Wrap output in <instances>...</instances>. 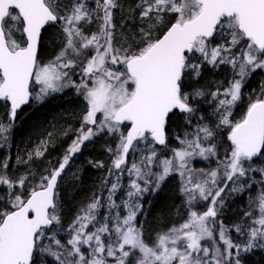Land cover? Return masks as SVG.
Wrapping results in <instances>:
<instances>
[{
	"label": "snow or ice",
	"instance_id": "obj_1",
	"mask_svg": "<svg viewBox=\"0 0 264 264\" xmlns=\"http://www.w3.org/2000/svg\"><path fill=\"white\" fill-rule=\"evenodd\" d=\"M117 8H123L120 0H96L95 8L85 0H72L71 6L60 0H0V100L10 102V120L33 99L29 87L32 78L40 86L34 97L38 102L51 93L74 87L86 103L81 127L59 166L41 176L26 199L22 194L15 195L9 201L11 206L0 211V264H35L38 245L46 231L61 225L58 185L63 174L85 142L104 133L118 137L115 149H107L113 154L109 176L124 171L130 152L147 153L127 168V199L119 205L113 199L121 187L120 176L116 175L107 187L108 196H94L69 225L70 248L53 235V243L63 251H54L51 244L40 251L59 264H108L106 257H113L114 264H243L240 253L264 249V191L257 198L260 215L251 225L233 226L239 235L247 236L245 244L234 243L228 227L223 221L217 225L216 218L227 195L241 193L250 186L249 173L253 169L246 162L264 152V86L248 104L241 120L233 123L229 119L233 106L243 96L245 81L264 69V0H139L128 17L135 20L134 13L139 11L142 25L139 38L134 33L131 43L117 32ZM173 16L174 22L165 19ZM93 18L98 30L86 35L83 26L90 25ZM145 21L151 23L145 27ZM58 22L61 29L55 39L62 46L50 61L41 63L38 49L42 29ZM169 24L162 36L153 35L158 26ZM17 33L24 37L23 41L16 39ZM217 37L220 43L211 46ZM205 63L213 67L230 65L233 70L229 86L223 92L218 88L210 93L214 100L218 99L217 127L230 129L227 138L231 151L225 153L216 169L202 172L201 178L194 181L192 169L186 165L193 155L205 159L217 155L216 144L202 146L203 141L215 138L213 129L197 126L194 139L182 140L183 147L172 149L173 156L159 159L158 164L154 145H166V119L174 109L187 114L196 111L189 103L192 97L182 92V86L184 76L199 77ZM76 69L81 74L79 83L72 79ZM204 95L202 90L195 92L196 97ZM125 122L130 124L126 134L121 130ZM11 127V123L0 122V140L5 143ZM53 135L49 132L28 153L27 160L17 157L18 161L27 164L34 157H42ZM141 144L143 149H139ZM94 166L103 167L102 163ZM153 166L160 171L153 172ZM177 171L182 177L187 173L181 192L187 197L188 219L157 234L155 243L149 245L142 227L136 224L137 213L142 210L139 197L156 191L170 173ZM259 171L264 176V169ZM28 179L27 174L16 181L0 174V185L23 188ZM102 199L107 200L110 210H117L115 215H105L103 223L97 219L98 209L104 206ZM198 200H210L206 211L195 210ZM120 208L127 213L123 217ZM250 215L245 213V217ZM89 226L94 231H87ZM217 234L223 247L213 239ZM81 245L89 246L91 251L85 255ZM231 249L237 252L233 254Z\"/></svg>",
	"mask_w": 264,
	"mask_h": 264
},
{
	"label": "trees",
	"instance_id": "obj_2",
	"mask_svg": "<svg viewBox=\"0 0 264 264\" xmlns=\"http://www.w3.org/2000/svg\"><path fill=\"white\" fill-rule=\"evenodd\" d=\"M60 2L71 6L72 0H60ZM120 2L123 8L114 10V23L118 28L121 26V20H124V24L126 25L118 31V34H123V38L131 43L133 33L136 30L137 35L135 38H139L138 30L142 26L139 20V11L134 13L136 17L135 20L128 19L132 8L139 3V0H120ZM61 14H63V12H61ZM174 18V16L165 17V19H171L172 21H174ZM146 23L145 21L143 26L146 27L149 22ZM167 26H158L153 32V35L157 37ZM60 29L61 23L58 22L46 25L42 30V37L38 49L39 62L47 63L59 52L62 45L55 37L60 33ZM91 33L92 31L86 28L85 34L91 35ZM23 38L24 37L19 33L16 34V39L18 41H22ZM217 43H220L219 38L213 40L211 46H215ZM233 75V70L230 65L213 67L205 63L202 66L199 77L187 78L188 74L184 76L182 92L188 93L190 97H192L189 103L196 111L193 114L174 111L168 116L166 123V145L161 147L154 145L158 153L157 164L159 159L169 156V153L165 151L166 148L175 147L172 142L173 132L178 135H182L184 132L194 133L197 126L206 125L214 130L216 139H223L226 136L228 128L226 126L217 127L220 121V112L217 111L218 99L214 100L210 93L216 91L218 88L223 92V89L229 86V81L233 79ZM260 77H262V80ZM72 79L75 80L76 83L80 82L81 74L79 69H76L72 73ZM262 86H264V69L255 71L250 78L245 81L243 91L247 90L249 94L243 93L241 100L233 106L229 117L232 122L239 121L242 118L247 110L248 104L260 93ZM197 90H202L205 95L196 97L195 92ZM31 91L33 99L17 112L14 120H10L9 118V105L7 102L0 100V122L6 125L11 123L12 125L9 132L6 134L8 137L7 142L5 143L0 140V174H6L13 181L27 174L29 179L25 186L21 188L24 198L28 196L32 188L40 181L41 176L48 174L52 168L59 166V162L65 150L72 143V140L77 135V130L81 127L83 115L86 111V103L83 96L78 95L74 87L65 88L61 92L51 93L40 102L36 101L34 98L36 92L34 81L31 85ZM220 98L222 99L223 96ZM125 126L126 124L122 125V131H124ZM49 132H53L54 135L47 144L46 151L42 157H34L27 164L16 160L17 151L23 144L45 139ZM65 132L68 134L64 135ZM117 142L118 137L115 139V137H111L107 133L85 142L81 152L72 158L70 167H68L63 174V179L58 185V199L61 205V225L53 227L52 230L54 228L59 230L61 235L58 234L57 237L64 246L66 244L65 237L71 235L69 225H71L76 216L80 214L81 209L90 203L94 196L98 195L103 198V196L108 193L107 187H110L109 181L111 179V176H109V169L112 166L113 154L109 153L107 149L109 147L115 149ZM165 146L167 147L164 148ZM90 161L91 163H89ZM196 162H192L194 163V172L198 166ZM97 163H102L103 167L94 166ZM5 164L7 165L6 168ZM248 164H250L253 169V171L249 173L252 182L250 186L246 187L245 191L251 193L259 187V178L255 175L256 172L261 174L259 170L264 169V158L260 155L258 158L248 161ZM152 171L157 172L160 171V169L153 166ZM194 172L192 173L193 178H195ZM74 175L75 178H73ZM186 178L187 176L182 177L178 172H172L156 191H149L140 196L139 203L142 205V210L137 214L136 224L137 227H142L145 241L149 245L155 243L157 234L167 232L169 228L179 226L186 220L188 210L184 203L185 197L181 192L183 181ZM125 186H127L126 179H124L121 183V187L117 190L114 197L116 202H119L124 195ZM220 186H222V183ZM17 187L18 185L12 190L17 192ZM152 187H155V185L153 184ZM234 195L239 197L238 194ZM224 204L226 203L224 202ZM229 206L233 211L236 208L235 203L229 204ZM197 208L200 207L197 206ZM103 210L104 206L100 207L97 215ZM221 211L224 215L217 220V225L220 221H223L229 231H232L233 227L231 224L233 221L230 220V216H232L233 213L227 212V209L224 207L221 208ZM98 217H101V215ZM238 224H243V220L241 219ZM218 231L219 228L217 227L216 232L218 233ZM229 231L228 235L232 241H239V244L242 245V241L239 239L233 240V236L230 235ZM49 232H51V230L46 231L45 235ZM214 236L219 240L218 234ZM53 250L60 251L58 247L53 248ZM231 251L233 254L237 252L236 249H231ZM240 256L243 259V264H264V249L262 248L254 249L247 253H240ZM45 257L46 256L43 255L39 258L36 255L35 264H59L54 257L48 256L46 259Z\"/></svg>",
	"mask_w": 264,
	"mask_h": 264
},
{
	"label": "rangeland",
	"instance_id": "obj_3",
	"mask_svg": "<svg viewBox=\"0 0 264 264\" xmlns=\"http://www.w3.org/2000/svg\"><path fill=\"white\" fill-rule=\"evenodd\" d=\"M103 2V1H102ZM115 10V9H114ZM116 12V11H115ZM124 25H126V24H124ZM164 25H162V27H163ZM122 27L123 26H119L118 28H117V32L118 31H120L121 29H122ZM119 33V32H118ZM18 34V33H17ZM217 38H219V37H217ZM23 40H24V38H23ZM22 40V41H23ZM89 55H91V52H89ZM197 56H199V54H197ZM189 77H193L191 74H188V76H187V78H189ZM33 79V81H34V85L36 86V92H38L39 91V85L38 84H36V82H35V79L34 78H32ZM35 92V93H36ZM243 93H245V94H249V92L247 91V90H244L243 91ZM9 111H10V109H9ZM99 115V114H98ZM244 116V115H243ZM243 116H242V118H243ZM241 118V119H242ZM230 119V118H229ZM240 119V120H241ZM231 120V119H230ZM237 122V121H236ZM233 123H235V122H233ZM124 124H126V126L124 127V133H125V130H126V128H127V125H128V123H124ZM121 128H123V127H121ZM86 130V129H85ZM230 131V129L228 128V132ZM228 132H227V134H226V136L223 138V139H216V138H214V139H212V140H210V141H203L202 142V146L203 147H208L209 146V144H216V146H217V148H216V151H217V155L216 156H209L207 159H205V158H203V157H200V156H198V155H193L192 157H190L189 158V160H188V163H187V165H186V167L187 168H190V169H192V173L194 172V163H192L193 161H197L196 163H197V168H196V170H195V172H194V174H195V178H194V181L196 180V179H200L201 178V173L202 172H204V173H206V172H210L212 169H216L217 167H218V164L221 162V161H223L224 160V158H225V153L226 152H228V153H230V151H231V142L228 140ZM195 133V132H194ZM194 133H190V132H184L182 135H178L177 133H175V132H173V134H172V142H173V145L175 146L174 148H166L167 146H165L164 148H166L165 149V151H167L168 153H169V156L167 157V158H171L172 156H173V152H172V149H179V148H182L183 147V145L181 144V141L182 140H185V139H194V135H192V134H194ZM179 138V139H178ZM115 139H117V137H115ZM41 140H43V139H40V140H38V141H36V142H30V143H25V144H23L22 145V147L21 148H19V150L17 151V155H16V160L18 161V159H17V157H20V159L21 160H23V159H27L28 158V153L29 152H31V151H33L35 148H36V146L37 145H39L40 144V141ZM143 147H144V145L143 144H141V145H139V149H143ZM43 150V149H42ZM189 151H191V149H189ZM145 152H143V151H135V152H130L129 154H128V156H127V165H126V167H125V169H124V171L122 172V173H120V172H117L115 175H113V176H111L110 178V181H109V183H110V185H111V183L115 180V176L116 175H119L120 176V185H121V183L124 181V179H126V184H127V186H125L124 187V195L121 197V199H120V201L119 202H116V204L117 205H119V204H121V201H123V200H125V199H127V192L129 191V184H130V177H129V174H128V171H127V168L128 167H130L131 166V164L135 161V162H139V160H140V157H141V155H146L147 153H145ZM261 156L264 158V152H262L261 153ZM248 165V162H246V166ZM205 168H207V169H205ZM178 172V171H177ZM252 172V171H251ZM179 173V172H178ZM187 174V173H186ZM179 175H180V173H179ZM256 177H258L259 178V187L256 189V190H254V191H252L251 193L250 192H247V191H243V192H241V193H234V194H238L239 195V197L238 196H235L234 194H232V195H227L226 196V198H225V203L226 204H224V208H226L227 209V212H229V213H233L232 214V216H230L231 218H230V220L231 221H233L232 222V227L234 226V225H236V224H238L239 222H240V220L242 219L243 220V224H249V225H251V222L253 221V220H255L259 215H260V211H259V207H258V205H259V201H258V196L260 195V193L262 192V191H264V176H262L261 174H258L257 172H256V175H255ZM132 178H135V177H132ZM39 183V182H38ZM37 183V184H38ZM183 183H184V181H183ZM3 185H0V188H6V189H8L7 188V186L5 185V186H3ZM222 186H223V184H222ZM231 184H229V188H231ZM15 189V188H14ZM17 189V191L18 190H20L21 191V193H22V189H21V187L18 185V187L16 188ZM259 193H258V192ZM3 192H5V191H3ZM14 190H12V194H10V193H2L5 197H8V200H5V199H2V198H0V211H2L5 207H8L7 205H9V207L11 206L10 205V203H7V202H9L10 200H12V199H14L15 198V195L16 194H14ZM183 194V193H182ZM184 195V194H183ZM108 196V193L107 194H105L104 196H103V198H106ZM115 197V196H114ZM114 197H113V199H114ZM184 197H185V199H184V203H185V201H186V199H187V197L184 195ZM12 198V199H11ZM140 198V197H139ZM104 202V210L101 212V213H99L98 215H97V219L101 222V223H103L104 222V216L105 215H108V214H111V215H115L116 214V209H109L108 207H107V200L106 199H102V203ZM233 203H235L236 204V208L234 209V211H233V209L229 206V204H233ZM197 204H198V207H200V208H197V207H195V210L196 211H198V212H203V211H206V209H207V207L209 206V204H210V200L209 201H203V200H198L197 201ZM185 206H186V204H185ZM186 208H187V206H186ZM112 212H114V213H112ZM246 212H249V213H251V215L249 216V217H245V213ZM119 213H120V215H121V217H123L124 215H126L127 213H126V211H124L123 210V208H120L119 209ZM138 214V213H137ZM99 215H101V217H98ZM222 215H224L223 213H222V211H221V209H220V215L216 218V220H218V219H220V218H222L221 216ZM236 218H235V217ZM188 219V215H187V218H186V220ZM185 220V221H186ZM184 221V222H185ZM183 222V223H184ZM97 227L99 226L98 224L96 225ZM87 231H89V232H91V231H94V228H93V226L91 227V226H89L88 228H87ZM229 233H230V235L231 236H233V240L234 239H239L240 241H242V245L243 244H245L246 242H247V236H241V235H239L236 231H235V229H234V227H233V229H232V231H229ZM58 234H60L61 235V233L59 232V230L58 229H53V230H51V232H49L48 234H46L45 235V237L42 239V243L41 244H39L38 245V249H37V252H36V255L40 258V257H42L43 255H45L46 257H45V259L49 256L50 257V255L49 254H47V253H44V252H42V251H40V249L42 248V247H44V246H47V245H49V244H51L52 245V247L53 248H55V247H57L54 243H53V241H52V237H53V235H55V239H59L58 237H57V235ZM107 236H108V234H105L104 235V239H105V242L107 243ZM71 238V235L70 236H68V237H65V247L66 248H70V246H68L67 245V241L69 240ZM113 239H115V236L113 235V237H112ZM213 239L216 241V243L218 244V245H220L221 247L223 246L222 245V242H220V240H218L215 236L213 237ZM61 242V241H60ZM209 245L211 244V241H208L207 242ZM234 243H236V244H239V241L238 242H234ZM61 245H63V243L61 242ZM81 248H82V251L85 253V255H87V253L89 252V251H91V249L89 248V246H87V245H81ZM60 249V251H63V249H61V248H59ZM255 249H260V248H255ZM254 250V249H253ZM35 255V256H36ZM65 255H66V253H65ZM138 255V254H137ZM106 259H107V261H108V264H114V258L113 257H106ZM133 264H135V262L133 261Z\"/></svg>",
	"mask_w": 264,
	"mask_h": 264
},
{
	"label": "flooded vegetation",
	"instance_id": "obj_4",
	"mask_svg": "<svg viewBox=\"0 0 264 264\" xmlns=\"http://www.w3.org/2000/svg\"><path fill=\"white\" fill-rule=\"evenodd\" d=\"M103 0H100V3H102ZM85 3H87V5L90 7V8H95L96 7V0H85ZM102 15V13H101ZM51 24V23H50ZM84 29L86 30V28H88L90 31L92 32H95L98 30V22L96 21L95 18H93V22L90 24V25H84L83 26ZM261 80H262V77H260ZM260 84H261V81H260ZM5 191L6 193H10L12 194V189H6V188H0V198L2 199H5V200H8V197H5L2 193H5L3 192ZM14 194L18 195V194H22L20 190H18L17 192H15ZM29 195V194H28ZM27 198V196L25 197V199ZM12 199V198H11ZM9 203V202H7ZM9 207V205H7ZM36 258V256H35Z\"/></svg>",
	"mask_w": 264,
	"mask_h": 264
},
{
	"label": "water",
	"instance_id": "obj_5",
	"mask_svg": "<svg viewBox=\"0 0 264 264\" xmlns=\"http://www.w3.org/2000/svg\"><path fill=\"white\" fill-rule=\"evenodd\" d=\"M166 30H167V29H166ZM166 30H165V31H166ZM163 33H164V32H163ZM163 33H162L160 36H162ZM30 82H31V80H30ZM29 87H30V85H29ZM7 103H8L9 108H10V102H7ZM27 104H28V103H27ZM25 105H26V104H25ZM23 106H24V105H22L21 108H22ZM21 108H20V109H21ZM20 109H18V110H20ZM18 110H17V111H18ZM178 110H179V109H178ZM179 111H180V110H179ZM128 127H130V124L128 125ZM128 127H127V129H126V133H127ZM156 145H159V144H156ZM160 146H161V145H160ZM258 156H259V154H258L256 157H254L253 159L257 158ZM30 215H31V214H30Z\"/></svg>",
	"mask_w": 264,
	"mask_h": 264
},
{
	"label": "bare ground",
	"instance_id": "obj_6",
	"mask_svg": "<svg viewBox=\"0 0 264 264\" xmlns=\"http://www.w3.org/2000/svg\"><path fill=\"white\" fill-rule=\"evenodd\" d=\"M86 4H87V3H86ZM166 18H168V17H166ZM174 19H175V18H174ZM146 22H147V23H148V22L150 23L151 21H146ZM147 23H146V24H147ZM168 26H170V24H169ZM168 26H167V27H168ZM167 27H166V28H167ZM131 30H132V29H131ZM134 30H135V29H134ZM133 32H134V31H133ZM136 32H137V30H136L134 33L137 34ZM134 33H133V34H134ZM20 175H21V173H20ZM180 176H181V175H180ZM185 176H187V174H186ZM184 178H185V177H184ZM183 180H184V179H183ZM80 203H82V202H80ZM78 204H79V203H78ZM81 206H82V205H81ZM78 208H79V206H78ZM44 237H45V236H44ZM44 237H43V238H44Z\"/></svg>",
	"mask_w": 264,
	"mask_h": 264
}]
</instances>
